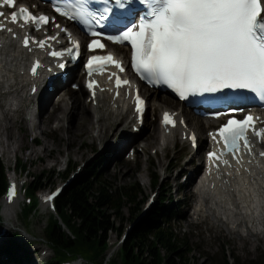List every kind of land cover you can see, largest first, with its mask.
I'll use <instances>...</instances> for the list:
<instances>
[{"label": "snow or ice", "instance_id": "obj_1", "mask_svg": "<svg viewBox=\"0 0 264 264\" xmlns=\"http://www.w3.org/2000/svg\"><path fill=\"white\" fill-rule=\"evenodd\" d=\"M78 6H69L72 10L56 7L55 11L69 20L79 21L91 28V20H96L104 27L101 20L111 14L117 20V34L104 36L100 31L91 30L92 37L104 36L117 44H130L132 48V67L136 73L153 86H166L176 93L181 100L189 97H204L205 100L228 102L229 93L242 100L258 98L264 102V5L262 0H77ZM115 5L112 7L110 5ZM144 6V16L135 25H120L118 14L127 7L132 13L135 6ZM14 7L15 0H3L0 7ZM99 6V7H98ZM0 17L4 13L0 12ZM22 20L21 27L35 25L39 30L49 23V17L33 15L26 7L19 12H12L11 23ZM54 23V20L52 21ZM109 26H113L111 21ZM60 28V25H56ZM11 32L0 23V31ZM67 32V30H64ZM69 40L74 45L67 50V55L79 57V43ZM58 37H49L56 40ZM41 49L47 41H35ZM24 46H29V38L25 37ZM90 51L104 49L99 39H93L88 45ZM55 58H63L64 52L51 51ZM41 65L37 62L32 69L35 75ZM108 66H114L122 73V64L111 55H94L87 61L88 75L104 74ZM61 69L65 64H59ZM115 77L116 86H130V82L122 80L116 73H110L109 79ZM96 81L89 80L87 87L93 90L98 87ZM35 91V89H33ZM254 94L245 96L244 93ZM222 93L223 95H216ZM119 95V92H117ZM136 111L141 116L144 111V100L139 93L136 97ZM235 102V101H233ZM218 118V116H217ZM165 126L175 127V120L170 113H164ZM256 119L248 115L243 120L229 119L217 133L212 134L216 140L219 136L228 154L236 155L243 146L250 148L248 133L264 141V129H256ZM195 136L192 137L195 144ZM220 155L213 152L210 160H220ZM264 155V154H262ZM239 162V160H237ZM225 165L227 160H223ZM59 193L46 197L51 201ZM15 196V185L9 193V200Z\"/></svg>", "mask_w": 264, "mask_h": 264}, {"label": "rangeland", "instance_id": "obj_2", "mask_svg": "<svg viewBox=\"0 0 264 264\" xmlns=\"http://www.w3.org/2000/svg\"><path fill=\"white\" fill-rule=\"evenodd\" d=\"M78 86L82 87V84H78ZM81 89L82 88L79 90H71L67 88L63 93L66 95V103L70 108L73 107L77 112L83 111L89 119L91 117L86 113V107H83L88 99L87 93H82L80 91ZM3 92L4 90L0 88V103L6 101V95H4ZM158 95L166 98L169 97L160 92H158ZM148 99L151 106L153 98L148 97ZM172 102L178 104L175 100ZM87 104H89L90 107L92 106L89 102H87ZM172 106L175 108L177 107L173 104ZM53 108V105H50L49 110L43 114L39 120L38 118L36 119L35 123L39 124L41 127V132L38 131V133H34L21 123V119L16 122V126L13 129V136L19 140L21 137L24 138L21 148L16 152L12 149H3V141L7 143L10 139L0 131V157L5 162L8 177L13 176V169L18 158L27 166V170L24 172L16 170L17 174L22 173V177L25 178L28 175L29 182L34 181V177L37 176L35 180L43 183L45 187L44 191L48 189L52 190L60 185H65V181L60 173L64 168V162H67L68 165L73 168L75 179L86 174L89 168L94 167L100 174V177L104 178L111 187H127L138 183L141 188L140 200L144 201V203L140 210L138 206L133 209L127 206L122 211L123 219H117L116 226L121 228L124 233L133 228L134 224L146 213H149L147 207L154 193L157 192L159 194V197L156 198V201H158V198L160 199L162 196L176 197L178 190H180L181 193L179 197L175 198V202L180 200L184 201L182 203L183 205L180 206L181 209L179 208L180 219L175 220L171 225L174 234L187 243L188 248L184 247V252L187 254L189 264H225L226 261L231 264H235L236 261H239L240 264H263L264 234H260L256 237L259 241L248 239V241L244 242L226 231L221 226L220 222H215L209 217H202L201 215L194 214L198 197L193 189L188 188L184 184L180 187V184L184 183L186 177H189L193 169L198 166L197 162L200 161L202 157L201 154L196 157L193 163H190L189 161L192 158L191 150L185 142L180 141L179 134H177L174 142L171 143L168 149L160 148V144H162L163 141L160 137H155L153 135L150 137L149 148H145V137L153 133L155 130L151 132L152 126L154 128L159 123L156 113L160 111V109L157 106L152 107L154 110L147 116V124L143 132L137 137L135 143L125 145L126 148L122 150V154L115 165H111V158L115 150L105 148L106 145H108V142L105 140L110 138L108 136L114 134L113 128L106 127L109 129L106 131L108 134L105 136L106 138L101 141L94 140L93 136L97 133H93L92 136L73 135L70 138V135L67 134V128L71 127V129H74L76 127V120L74 122L73 118L69 119L68 117L66 122H60L62 124L58 128V121L62 116V107H58L59 110L51 112ZM23 110L24 113H22V116L30 118L26 103H23ZM101 110L103 116H105L106 107H102ZM50 112L53 114L51 117H48ZM127 117V115L120 116L121 120L124 122L121 125L125 126ZM101 123L104 122L101 121ZM95 127L98 129V125H95ZM190 127L198 133L201 140L205 139L206 131L209 128L205 127L204 123H200L198 127L195 125H190ZM19 128H23L22 131H20ZM129 128L128 126L127 129ZM36 139H39V145L35 144L34 141ZM112 142H114L113 146H116L118 137H114ZM112 142L110 143L111 145ZM83 144L85 146H83ZM45 147L47 151H44ZM129 147H134L135 157L133 161L124 157ZM32 152L34 153L32 154ZM162 164L163 167H161ZM186 166H188V168ZM166 167H169V170L166 171ZM154 173H158L161 176L160 187L157 189L153 187L151 182V176ZM23 200L19 201L13 207L16 221L13 236L16 235L15 237H18L20 245L17 257L23 260L27 258L29 262L38 259V261L43 264L54 256V252L46 242L45 232L51 215L39 204L38 212L30 218L29 222H26L21 212V207H23V203L25 202ZM170 206L174 205L170 204ZM176 206L177 203H175V207ZM2 211L4 213L3 208H1V213ZM133 213H139L138 217L137 215L134 216L136 217L134 220L131 219ZM6 221V219L2 218L0 223L2 224ZM119 234L120 232L111 231L109 233L108 242L117 245L121 239ZM114 247L116 248L117 246ZM109 250L106 256H108ZM118 250L119 249H117L112 257L115 258L117 256ZM45 252L47 253L44 254ZM76 262L77 264H88L82 258L76 260Z\"/></svg>", "mask_w": 264, "mask_h": 264}, {"label": "bare ground", "instance_id": "obj_3", "mask_svg": "<svg viewBox=\"0 0 264 264\" xmlns=\"http://www.w3.org/2000/svg\"><path fill=\"white\" fill-rule=\"evenodd\" d=\"M2 41L4 42V46L0 48V88L4 90L3 93L6 95V101L0 103V131L10 139L7 143L3 141V149H12L16 152L21 148L24 138L21 137L19 140L13 136V129L19 119H21V123L24 126L28 127L34 133H38V131L41 132V127L39 124L35 123V121L37 118L39 120L41 116L49 110L50 105H53V112L59 110L58 107H62V116L58 121V128L62 123L66 122L68 117L69 119L73 118L74 122L76 120V127L74 129H71V127L67 128V134L70 135V138L73 135L92 136L93 133H97L93 136L94 140L101 141L104 140L106 138L105 136L108 134L106 131L109 129L106 127L113 128L114 131L113 129L112 131L114 134L108 136L110 138L105 140L108 142L105 148L115 150L111 158V165L117 164L122 150L126 148L125 145L135 143L137 137L145 129L147 119L140 132L134 134L133 128L135 120L131 118L132 110L129 105L124 101H111V97L107 96L106 93L101 95L97 107H90L87 102L84 104L83 107L87 109L86 113L91 117L89 119L83 111L77 112L73 107L70 108L66 103V95H62V93L59 92L42 104L39 94L36 96L30 95L32 88L28 87V79L26 75L22 74L27 55L19 49L15 41L9 38H3ZM112 48L119 56L126 55L125 47L112 46ZM80 91L85 94L87 93L84 87ZM144 93L148 97L153 98L152 107L157 106L161 112L165 110L178 112L186 118L187 123L190 125L198 127L200 123H204L205 127H209L220 122L199 119L195 117L191 111L187 110L183 104H176L172 102L173 100H169L171 98L168 97V99L158 95V92L155 90H145ZM57 96H59V98L55 101ZM87 98H89V95H87ZM107 98H109L108 101ZM23 103H26L30 118L22 116V113H24ZM171 103L177 107H173ZM102 107H106L105 116L102 114ZM52 114L49 113L48 117H51ZM126 114L129 115L124 126L121 125L124 122L121 120L120 116ZM101 121L104 123H101ZM95 125H98V129H96ZM128 126L130 127L129 129H127ZM156 127L153 128L152 126L151 128V132L155 130V133L153 132L145 137V148H149L150 137L153 135L155 137H160L163 141V143L160 144V148L168 149L177 136V130H173L170 135H165V132L160 128V123L157 124ZM22 129L23 128H19L20 131H22ZM179 136L180 140L183 142V131L179 133ZM114 137H118L116 146H113L114 142H112ZM111 142L112 145L110 144ZM205 145L206 141L204 140L202 146L204 147ZM83 146L85 145L83 144ZM44 151H47L46 147ZM34 152H32V154ZM193 157L191 161H193ZM163 164L161 167H163ZM186 167L188 168V166ZM248 167L249 173L243 174L239 171L228 172V176L224 178H219L220 174L218 173L206 176L203 171L198 175L197 179H193L196 172L194 171L186 184L188 188L194 189L198 196V203L194 214L201 215L202 217H209L215 222H220L221 226L226 231L244 242L248 241V239L257 241L258 239L256 237L260 234H264V160H257L253 165ZM165 170H169V167H166ZM15 175H17V173H15ZM4 215L7 219V225L4 227L14 228L16 226V221L12 206H6ZM2 238H5V236ZM30 264H36V262L33 261Z\"/></svg>", "mask_w": 264, "mask_h": 264}, {"label": "trees", "instance_id": "obj_4", "mask_svg": "<svg viewBox=\"0 0 264 264\" xmlns=\"http://www.w3.org/2000/svg\"><path fill=\"white\" fill-rule=\"evenodd\" d=\"M17 170H27L21 159H17ZM71 172L72 168L62 175L63 179ZM7 176V167L0 158V195L6 187ZM35 179L37 176L28 191L34 198L37 191L44 187L42 182ZM151 182L153 187L159 185L160 175L154 173ZM140 198L141 188L138 183L127 187H111L94 167L89 168L57 200L62 223L57 218H52L46 227V240L55 253V257L46 264H59L61 261L79 257L88 263L106 264L104 260L109 233L122 231L116 227V220L123 219L122 211L127 206L132 209L138 206L140 210L144 203ZM173 203L172 198L162 196L160 202L136 222L119 257L108 264H189L184 252L187 243L174 234L169 224L174 218H179V211L170 206ZM36 206L35 198L32 206L24 210L26 222ZM135 215L138 217L139 213H133L131 219L134 220ZM16 248H20L16 239L8 242L2 252L10 261L0 264H19ZM225 264L231 263L226 261ZM235 264L240 263L236 261Z\"/></svg>", "mask_w": 264, "mask_h": 264}]
</instances>
